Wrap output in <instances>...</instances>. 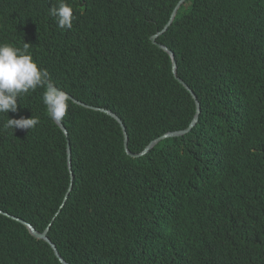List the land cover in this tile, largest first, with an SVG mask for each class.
<instances>
[{"label": "trees", "instance_id": "trees-1", "mask_svg": "<svg viewBox=\"0 0 264 264\" xmlns=\"http://www.w3.org/2000/svg\"><path fill=\"white\" fill-rule=\"evenodd\" d=\"M179 1L66 0L73 26L61 30L49 15L59 0H0V42L29 43L57 88L119 115L140 153L197 114L152 41ZM158 42L199 98L197 124L132 157L112 115L69 98L66 134L38 87L0 113V209L39 231L53 222L71 264H264V0H186ZM33 116L31 129L4 128ZM68 142L74 183L57 215L71 185ZM0 264L64 263L0 213Z\"/></svg>", "mask_w": 264, "mask_h": 264}, {"label": "clouds", "instance_id": "clouds-1", "mask_svg": "<svg viewBox=\"0 0 264 264\" xmlns=\"http://www.w3.org/2000/svg\"><path fill=\"white\" fill-rule=\"evenodd\" d=\"M49 15L54 18L59 29L64 30V29L72 28L73 8L71 7L70 4L66 2V0H59L58 6H53L50 9ZM38 87H42L45 89L42 96V100L48 112L50 113V116L56 120L62 119L67 113L69 96L65 91H63L60 88H57L53 84V82L50 79V75L46 69H43L38 66L37 62L33 59V56L31 54L30 44L24 42L23 47L21 48V47H14L12 44L8 42H0V113H8L9 111L16 112L18 108V98L23 97L25 94H28L30 91H35ZM37 123L38 120L34 116L32 118L21 117L19 119L8 117L6 123L4 124V128L13 129V130L17 128L31 129L35 127ZM65 204L64 205L62 204L61 207L63 208ZM62 208H60L57 215L60 213ZM0 213L6 215L3 212ZM9 214L10 215H6V216L23 223L22 221L18 220V218L20 217L13 215L11 213ZM57 215L55 216L54 219H56ZM51 223L53 224V222ZM26 224L27 225L30 224L34 226L36 230H38L37 227L33 225V223L28 221V223ZM48 227L44 231H46ZM27 228L29 227L27 226ZM50 228L48 230V234L50 232ZM44 231H40V232H44ZM148 248L150 251L152 250L151 246H149Z\"/></svg>", "mask_w": 264, "mask_h": 264}, {"label": "water", "instance_id": "water-1", "mask_svg": "<svg viewBox=\"0 0 264 264\" xmlns=\"http://www.w3.org/2000/svg\"><path fill=\"white\" fill-rule=\"evenodd\" d=\"M186 0H180L179 3L177 4L176 8L174 9L173 11V14H172V17L170 19V21L167 23V25L164 27L163 30L159 31L157 34L153 35L152 36V41L158 45L160 48L164 49L165 51H167L171 57H172V69H173V72L175 74V76L178 78V80L180 81V83H182L193 95L194 99L196 100V103H197V114L195 115L194 119L192 120L191 124L189 125L188 128L186 129H183V130H177V131H170L162 136H159L157 137L156 139H154L153 141H151L146 147L145 149L140 152V153H134L130 150L129 148V134H128V131H127V127L123 121V119L117 115L115 112L111 111V110H108V109H105V108H99V107H96V106H93V105H89L87 103H84L78 99H76L74 96H72L71 94L67 93L69 98L72 99L73 101H75L76 103L78 104H81L83 106H86V107H89V108H93V109H96V110H101V111H104L110 115H112L114 118H116L120 124L122 125L123 127V131H124V134H125V147H126V151L129 155H131L132 157H140V156H143V155H146L147 153H149L161 140L165 139V138H169V137H176V136H181L185 133H187L188 131H190L198 122V119H199V114L201 112V103L199 101V98L198 96L196 95V93L194 92V90L192 88H190V86L181 78H179L178 76V61L176 59V55L175 53L165 44L163 43H160L158 42V37L160 35H162L163 33H165L169 27L172 25L177 13H178V10L180 9V7L185 3ZM59 125L60 127L65 131L66 134H68V130H67V127L65 126V124L63 123V121L61 119L59 120H56L54 119ZM68 163H69V168H70V171H71V186H70V189L67 193V196L65 198V201L63 203V205L65 204L69 194H70V191L73 187V183H74V174H73V170H72V150H71V144L70 142H68ZM62 208V207H61ZM0 212H3L5 213L6 215H10L9 213H6L2 210H0ZM14 217V216H13ZM18 220L22 221L24 224L28 223V221L26 220H23L21 218H18ZM52 224V223H51ZM51 224L49 225L48 229L44 232H40L38 230H36V228L30 224H26L30 231L32 232L33 235H35L37 238L39 239H43V240H46L48 241L54 248L55 252H56V255L59 259H61V261L65 264H70L69 262H67L64 257L62 256V254L60 253L59 249L57 248V245L51 240V238L49 237V234H48V230L51 226Z\"/></svg>", "mask_w": 264, "mask_h": 264}]
</instances>
